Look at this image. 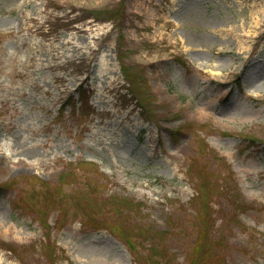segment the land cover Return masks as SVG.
Returning a JSON list of instances; mask_svg holds the SVG:
<instances>
[{"label": "rangeland", "instance_id": "rangeland-1", "mask_svg": "<svg viewBox=\"0 0 264 264\" xmlns=\"http://www.w3.org/2000/svg\"><path fill=\"white\" fill-rule=\"evenodd\" d=\"M0 264H264V0H0Z\"/></svg>", "mask_w": 264, "mask_h": 264}, {"label": "trees", "instance_id": "trees-1", "mask_svg": "<svg viewBox=\"0 0 264 264\" xmlns=\"http://www.w3.org/2000/svg\"><path fill=\"white\" fill-rule=\"evenodd\" d=\"M80 102H81V105H85V98H84V95H82V92L80 93ZM74 105H75V102H74ZM133 247H135V245H133Z\"/></svg>", "mask_w": 264, "mask_h": 264}, {"label": "bare ground", "instance_id": "bare-ground-1", "mask_svg": "<svg viewBox=\"0 0 264 264\" xmlns=\"http://www.w3.org/2000/svg\"><path fill=\"white\" fill-rule=\"evenodd\" d=\"M238 39H239V37H238Z\"/></svg>", "mask_w": 264, "mask_h": 264}]
</instances>
